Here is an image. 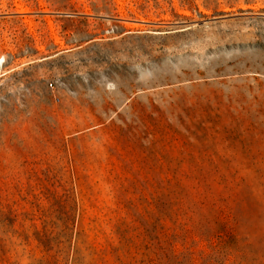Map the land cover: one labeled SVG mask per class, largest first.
<instances>
[{
    "label": "rangeland",
    "instance_id": "374dc122",
    "mask_svg": "<svg viewBox=\"0 0 264 264\" xmlns=\"http://www.w3.org/2000/svg\"><path fill=\"white\" fill-rule=\"evenodd\" d=\"M0 264H264V0H0Z\"/></svg>",
    "mask_w": 264,
    "mask_h": 264
},
{
    "label": "built area",
    "instance_id": "2783aa9c",
    "mask_svg": "<svg viewBox=\"0 0 264 264\" xmlns=\"http://www.w3.org/2000/svg\"><path fill=\"white\" fill-rule=\"evenodd\" d=\"M51 85V84H50Z\"/></svg>",
    "mask_w": 264,
    "mask_h": 264
}]
</instances>
